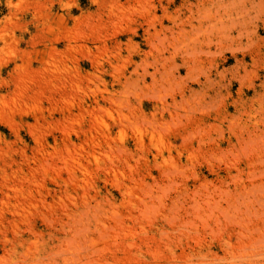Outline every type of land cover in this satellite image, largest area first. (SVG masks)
<instances>
[{
	"label": "rangeland",
	"instance_id": "1",
	"mask_svg": "<svg viewBox=\"0 0 264 264\" xmlns=\"http://www.w3.org/2000/svg\"><path fill=\"white\" fill-rule=\"evenodd\" d=\"M0 264H264V0H0Z\"/></svg>",
	"mask_w": 264,
	"mask_h": 264
}]
</instances>
